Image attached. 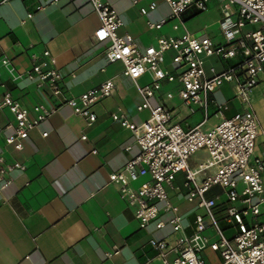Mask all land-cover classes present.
<instances>
[{
  "label": "crops",
  "instance_id": "1",
  "mask_svg": "<svg viewBox=\"0 0 264 264\" xmlns=\"http://www.w3.org/2000/svg\"><path fill=\"white\" fill-rule=\"evenodd\" d=\"M105 1L123 21L118 33L128 34L140 49L155 44L159 36L182 32L173 31L169 24L159 30L148 28L147 21L157 22L168 14L157 7L150 9L148 5L154 0ZM37 3L38 0H0V95L10 92L25 108L37 104L58 106L53 115L29 133L20 151L5 144L4 138L12 132L8 126L13 124V116L0 106V154L9 162L25 165L24 171L11 173L10 185L0 189V264H160L153 242H172L177 237L167 223L171 213H161V228L152 222L141 229L117 186L108 182L109 175L138 152L131 131L112 115L121 114L129 123L139 125L149 117V111L137 110L141 98L134 83L122 74L120 63L106 61L105 46L94 42L93 32L99 19L88 0H59L40 10L35 7ZM140 7L148 8L146 15L140 14ZM222 8L234 11L219 0H208L204 12L186 11L183 17L187 25L205 15V20L192 27L186 25L187 29L197 38L208 36L215 43H223L218 23ZM43 50L56 58L69 96H78L113 79L115 87L110 96L92 108L96 120L91 125L52 97L47 88L24 78L33 58H38ZM172 56L171 51L165 54V68L173 67ZM3 59L8 65L2 64ZM208 63L217 69L222 67L213 58ZM17 74L21 77L14 80L11 75ZM138 81L149 82L150 76L145 74ZM177 88L175 82H163L150 102L165 104L173 112V121L186 130L203 122L204 110L195 107L190 113L177 97ZM209 99L225 102L228 108L217 114L213 104H209L203 130L242 110L234 98L232 82H225ZM252 107L264 128V74L252 91ZM42 132L47 135L42 136ZM261 140V136L257 137L253 156L264 161ZM207 157L205 150H198L189 158L190 167H197ZM145 179L140 178L131 186L137 188ZM182 182L183 175L178 174L175 183L180 190L170 191V199L184 218V232L190 234L194 216L202 210L196 202L184 198ZM218 193L219 188L213 187L206 197ZM225 206V198L220 196L215 210L218 217L223 215ZM260 219L264 220V215ZM221 226L227 236L234 232L225 222ZM206 235L215 239L210 228ZM115 248L117 253L105 258L104 254ZM200 256L208 264L222 262L218 253L209 249Z\"/></svg>",
  "mask_w": 264,
  "mask_h": 264
},
{
  "label": "built area",
  "instance_id": "2",
  "mask_svg": "<svg viewBox=\"0 0 264 264\" xmlns=\"http://www.w3.org/2000/svg\"><path fill=\"white\" fill-rule=\"evenodd\" d=\"M58 1L38 0L35 7L40 10ZM162 1L168 8L167 16L157 22L147 21L148 28L159 30L169 24L173 31L182 32L159 36L155 44L140 49L128 34L118 33L123 21L107 1L88 0L99 19L93 32L94 42L105 46L106 61L120 63L122 74L134 83L141 98L137 110L149 111V117L139 125L129 123L121 114L112 115L131 131L138 152L112 172L108 182L117 186L141 229L152 222L161 228L164 225L161 213H171L167 223L178 235L172 242H153L160 264H208L200 256L204 249L217 252L221 264H264V220L260 219L264 215V161L253 156L259 136L264 150V128L260 127L252 107V91L264 74V0H219L234 8L233 12L221 9L218 23L223 43H215L208 36L195 37L183 19L190 9L204 12L208 0ZM148 7L154 9L157 3L150 2ZM147 11L146 7L139 9L141 15ZM169 51L173 52L171 69L164 67L165 54ZM211 58L222 64L221 69L208 63ZM232 59L235 61L229 63ZM2 64L8 65V61L3 59ZM145 74L150 76V81L140 83L139 78ZM11 77L15 80L21 75ZM24 78L47 88L52 97L82 117L87 125L96 120L93 106L110 96L115 87L109 78L78 96H69L56 67V58L48 50L33 58ZM163 82L177 84V97L190 113L195 107L202 108L203 122L185 130L173 121V112L165 104L153 105L150 100ZM225 82L233 83V95L242 110L203 130L209 104H213L217 114L228 108L225 102L209 99ZM0 106L13 116V124L8 126L12 132L4 141L15 151L22 150L29 133L58 109L56 105L45 104L25 108L8 91L0 95ZM46 135L47 132H42V136ZM129 149L127 146L126 150ZM201 149L206 151L207 159L195 168L190 167L189 158ZM14 170L24 171L25 165L9 162L0 154V189L12 183ZM178 174L183 175L184 198L196 202L202 210L195 214L190 234L184 232V218L170 199V191L180 190L175 183ZM140 178L146 179L133 188L131 183ZM213 187H218L219 193L207 198L206 193ZM220 196L225 198L226 206L218 217L215 210ZM222 222L234 228L231 235L225 234ZM208 228L213 230L214 240L206 235ZM117 251L115 248L106 252L105 258Z\"/></svg>",
  "mask_w": 264,
  "mask_h": 264
},
{
  "label": "rangeland",
  "instance_id": "3",
  "mask_svg": "<svg viewBox=\"0 0 264 264\" xmlns=\"http://www.w3.org/2000/svg\"><path fill=\"white\" fill-rule=\"evenodd\" d=\"M156 3H157V9L159 11H163L164 13H167L168 11V8H167V5L162 1V0H154ZM205 20V15H202V16H198L197 19H194L191 23H189V25H187L185 22V24L189 27H192L194 26L195 24H198L200 21H203Z\"/></svg>",
  "mask_w": 264,
  "mask_h": 264
},
{
  "label": "trees",
  "instance_id": "4",
  "mask_svg": "<svg viewBox=\"0 0 264 264\" xmlns=\"http://www.w3.org/2000/svg\"><path fill=\"white\" fill-rule=\"evenodd\" d=\"M183 19H184V17H183Z\"/></svg>",
  "mask_w": 264,
  "mask_h": 264
}]
</instances>
